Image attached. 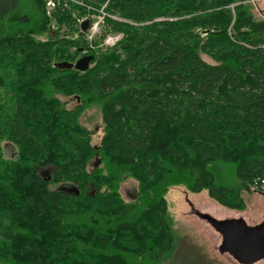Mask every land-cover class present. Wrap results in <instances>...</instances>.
Segmentation results:
<instances>
[{
    "label": "trees",
    "instance_id": "obj_1",
    "mask_svg": "<svg viewBox=\"0 0 264 264\" xmlns=\"http://www.w3.org/2000/svg\"><path fill=\"white\" fill-rule=\"evenodd\" d=\"M45 1L0 0V264H160L169 186L236 211L264 191V18L247 0ZM103 4L110 47L74 18ZM83 50L85 71L57 65Z\"/></svg>",
    "mask_w": 264,
    "mask_h": 264
},
{
    "label": "rangeland",
    "instance_id": "obj_2",
    "mask_svg": "<svg viewBox=\"0 0 264 264\" xmlns=\"http://www.w3.org/2000/svg\"><path fill=\"white\" fill-rule=\"evenodd\" d=\"M250 4L254 14L264 18V0H257ZM87 54L89 53L83 55ZM72 104L71 101L67 106L71 107ZM80 122L93 131L91 142L97 146L102 134L98 108L96 106L87 107L80 116ZM1 146L5 157L14 156L15 148L12 144L2 142ZM94 161H96L95 167L100 166V160L97 157L92 159L91 164ZM51 169V166L45 165L38 169V173L46 178L50 176ZM119 192L124 200L135 198L136 181L131 177L122 178L119 183ZM242 197L245 201V209L236 211L216 203L205 190L189 192L183 185L169 186L166 200L176 241L174 248L160 264H240L228 253L219 250L221 235L199 214H208L218 220L242 218L247 225H254L263 220L264 191L242 192ZM253 264H264V258Z\"/></svg>",
    "mask_w": 264,
    "mask_h": 264
},
{
    "label": "water",
    "instance_id": "obj_3",
    "mask_svg": "<svg viewBox=\"0 0 264 264\" xmlns=\"http://www.w3.org/2000/svg\"><path fill=\"white\" fill-rule=\"evenodd\" d=\"M88 22L83 21L82 30ZM92 55H83L74 62L62 61L57 65L85 71L89 67ZM45 180H49L48 175ZM221 235L219 250L228 253L240 264H253L264 258V219L254 225H247L242 218H227L218 220L208 214H199Z\"/></svg>",
    "mask_w": 264,
    "mask_h": 264
},
{
    "label": "built area",
    "instance_id": "obj_4",
    "mask_svg": "<svg viewBox=\"0 0 264 264\" xmlns=\"http://www.w3.org/2000/svg\"><path fill=\"white\" fill-rule=\"evenodd\" d=\"M74 3L82 4L80 0H72ZM257 0H249L250 3H255ZM55 3L54 0H46L45 1V8L46 13L49 14V11L52 7H54ZM90 10V9H89ZM87 11L82 14L75 15V24L79 30V32H83L85 39L88 41V44L91 45L92 41L94 39H99L98 45L101 47H110L114 46L121 38L122 33L119 31H107L102 32L105 25V18L109 17L112 19H119L116 16L109 15L104 8V4L101 5L98 9L95 11ZM83 21H87V27L85 30H82L81 24ZM76 36V35H74ZM82 53H87V50H83ZM255 184H258V181L255 182ZM260 184L261 187L264 186V181L261 180Z\"/></svg>",
    "mask_w": 264,
    "mask_h": 264
},
{
    "label": "bare ground",
    "instance_id": "obj_5",
    "mask_svg": "<svg viewBox=\"0 0 264 264\" xmlns=\"http://www.w3.org/2000/svg\"><path fill=\"white\" fill-rule=\"evenodd\" d=\"M247 1H249V0H247ZM231 7L233 6V5H230ZM88 55V54H87Z\"/></svg>",
    "mask_w": 264,
    "mask_h": 264
}]
</instances>
